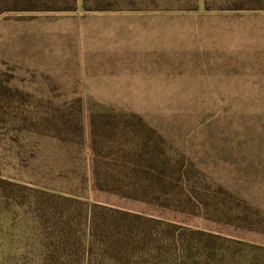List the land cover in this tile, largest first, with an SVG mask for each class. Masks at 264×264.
Returning <instances> with one entry per match:
<instances>
[{
    "label": "rangeland",
    "instance_id": "rangeland-1",
    "mask_svg": "<svg viewBox=\"0 0 264 264\" xmlns=\"http://www.w3.org/2000/svg\"><path fill=\"white\" fill-rule=\"evenodd\" d=\"M230 2L136 0L88 12L79 0L74 12H3L15 3L0 0V264H34L42 241L54 243L28 187L104 209L94 264H264L263 236L183 202L194 178L173 176L177 190L148 185L146 196L136 191L143 170L130 172L150 164L140 137L161 139L171 171L212 161L199 125L217 122L223 132L233 122L227 101L264 95V10H223ZM231 171L199 170V184L229 188ZM125 212L146 220L130 225Z\"/></svg>",
    "mask_w": 264,
    "mask_h": 264
},
{
    "label": "trees",
    "instance_id": "trees-1",
    "mask_svg": "<svg viewBox=\"0 0 264 264\" xmlns=\"http://www.w3.org/2000/svg\"><path fill=\"white\" fill-rule=\"evenodd\" d=\"M13 1L15 4L10 8H6L3 12H74L79 5V0ZM135 1L82 0L84 10L88 12L115 11L114 9L122 8L123 3L128 5V2L135 3ZM227 5L228 8L223 10L231 12L264 10V0H231ZM223 109L226 112L224 117L232 116L233 119V122L224 125L223 132L217 128V122L212 124L207 122L204 125H199V128L204 126L201 131L203 133L201 145L210 150L211 156H208L212 161L206 162V160L200 158L197 168L192 162L188 164V168L182 166L188 171L186 175L179 171H171L170 162L161 159L158 154L161 150V139L152 143L153 141L140 137V142L136 143V146L144 151L145 156L150 158L147 160L150 164H139L130 171L133 172L135 167V171L138 169L143 170L138 178L139 187H136V191L148 196L146 193L148 185L149 187L155 185L160 190L169 187L177 190L178 186L174 185L173 176L180 175L181 178L178 180H192L194 178L195 185L188 186L190 190L188 201L183 202L192 205L194 208L199 209L201 206L206 209L205 218L208 220L235 226L264 237V95L231 99L224 104ZM119 116H122V114L109 116L108 118ZM110 119L112 120V118ZM192 119L199 123L200 119L205 120V115L200 113ZM112 123L113 120L111 122L107 121L106 124L112 125ZM128 123L133 126V119L128 120L126 124ZM138 125H142V122ZM130 145L135 146V142ZM234 146L235 148H233ZM225 157L227 161H223ZM156 161L164 164L160 166L155 163ZM227 166L233 172V186L227 188L218 181L214 183V186L209 187L199 184L202 176L199 170L210 174L220 173ZM189 172H192L193 175H189ZM178 180L177 183L180 187L182 184ZM8 184L9 187H17ZM3 187L6 189L5 185ZM28 190L34 199L32 205L38 213L40 225L50 231L54 237V243L49 244L48 239L42 241L38 246L42 253L37 255L34 264H94L91 253L96 242V235L104 232L105 224L102 223L99 217L100 210L104 209L99 205L89 207L83 201L54 193L40 192L29 187ZM208 198H211L210 202L205 201ZM197 199L204 205H199L196 202ZM123 215L130 220V225L146 220L142 216L130 215L127 212ZM150 221L156 222L155 220ZM142 229L138 231L137 238L138 243L142 244L146 251L151 234L145 231L146 227ZM135 233L134 229L130 227L123 236L118 234L125 239L123 242H125L124 246L127 250L135 244ZM70 247H75L76 251ZM38 249L35 246L32 248L33 251H38ZM258 250L260 257H262L264 254L262 250L264 249L259 248ZM151 251L147 252L146 255L149 256L150 254L151 256ZM101 259L102 261L107 260ZM122 264H131V262L127 260Z\"/></svg>",
    "mask_w": 264,
    "mask_h": 264
}]
</instances>
